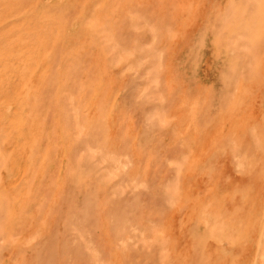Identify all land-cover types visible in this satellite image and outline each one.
Listing matches in <instances>:
<instances>
[{"label": "rangeland", "instance_id": "rangeland-1", "mask_svg": "<svg viewBox=\"0 0 264 264\" xmlns=\"http://www.w3.org/2000/svg\"><path fill=\"white\" fill-rule=\"evenodd\" d=\"M0 264H264V0H0Z\"/></svg>", "mask_w": 264, "mask_h": 264}]
</instances>
